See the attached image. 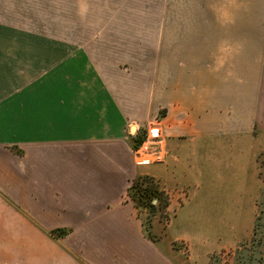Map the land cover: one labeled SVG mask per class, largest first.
Masks as SVG:
<instances>
[{
  "label": "crops",
  "instance_id": "0c3cea01",
  "mask_svg": "<svg viewBox=\"0 0 264 264\" xmlns=\"http://www.w3.org/2000/svg\"><path fill=\"white\" fill-rule=\"evenodd\" d=\"M183 2L153 44L51 43L0 18V264H198L170 233L185 187L173 149L264 134V0ZM158 118L167 160L151 175L172 216L153 235L128 195L150 173L127 129Z\"/></svg>",
  "mask_w": 264,
  "mask_h": 264
},
{
  "label": "rangeland",
  "instance_id": "374dc122",
  "mask_svg": "<svg viewBox=\"0 0 264 264\" xmlns=\"http://www.w3.org/2000/svg\"><path fill=\"white\" fill-rule=\"evenodd\" d=\"M183 1L176 5L171 4V0H34L0 4V18L42 34L51 43L85 47L153 44L154 28L158 34L164 33L174 22L168 19V13L176 7L182 10ZM217 10L218 2H215L210 11ZM162 39L159 37L158 43ZM152 124L163 128L158 118L139 129L131 125L128 135L145 132ZM173 150L180 159L176 179L185 187L182 191L184 209L179 210L170 233L187 238L201 249L198 264H206L207 255L211 254V264H264V134L185 142L182 148ZM162 165L141 169L150 175L136 178V192L153 187L163 193L168 207L169 196L160 191L151 175ZM183 176L186 179L183 180ZM134 199L137 204L138 197L134 195ZM155 206L153 209L139 205L138 209L148 234L155 233V225L163 234L172 212L167 211V207L159 210V205ZM177 244L186 254L187 244Z\"/></svg>",
  "mask_w": 264,
  "mask_h": 264
},
{
  "label": "built area",
  "instance_id": "2783aa9c",
  "mask_svg": "<svg viewBox=\"0 0 264 264\" xmlns=\"http://www.w3.org/2000/svg\"><path fill=\"white\" fill-rule=\"evenodd\" d=\"M138 135V134H137ZM129 133L130 141L137 137ZM135 163L139 167H148L166 163L167 151L165 146V133L160 124H152L145 131L144 141L137 147L131 146ZM157 201H153V205Z\"/></svg>",
  "mask_w": 264,
  "mask_h": 264
},
{
  "label": "trees",
  "instance_id": "16d2710c",
  "mask_svg": "<svg viewBox=\"0 0 264 264\" xmlns=\"http://www.w3.org/2000/svg\"><path fill=\"white\" fill-rule=\"evenodd\" d=\"M144 138H145V132L141 131L137 135L136 138L131 140V146L133 148H137L144 141ZM135 180H136V178L133 180L131 187L128 190V195H129L130 199L132 200V202L134 203V205L137 209H138L139 205H145V206L149 205L151 208L155 209L156 206L153 205L154 200H157L156 205H159V207H158L159 210H164L167 207L166 202L164 201L163 193L159 192L158 190H155L153 187H149V188L146 187V188L142 189L141 193L138 194V191L136 192L137 182ZM134 182L136 183V185ZM133 194L138 197V200H137L138 203L137 204L135 203V199H134ZM69 233H70L69 229H57L55 231H52L51 235L56 237V238H61L63 236H66Z\"/></svg>",
  "mask_w": 264,
  "mask_h": 264
},
{
  "label": "flooded vegetation",
  "instance_id": "af4514ba",
  "mask_svg": "<svg viewBox=\"0 0 264 264\" xmlns=\"http://www.w3.org/2000/svg\"><path fill=\"white\" fill-rule=\"evenodd\" d=\"M154 205H156V204H154Z\"/></svg>",
  "mask_w": 264,
  "mask_h": 264
}]
</instances>
